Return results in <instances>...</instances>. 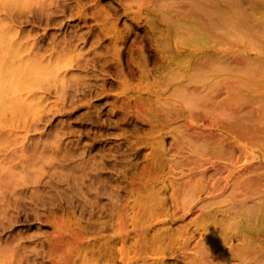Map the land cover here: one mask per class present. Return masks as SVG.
Masks as SVG:
<instances>
[{
  "label": "rangeland",
  "instance_id": "rangeland-1",
  "mask_svg": "<svg viewBox=\"0 0 264 264\" xmlns=\"http://www.w3.org/2000/svg\"><path fill=\"white\" fill-rule=\"evenodd\" d=\"M240 1L237 8L225 7V32L216 30L213 39L210 38V44L215 46L221 43L217 35L225 37L222 47L225 62L221 63L224 69L209 75L216 81L211 89L216 99L191 104L187 97L177 98L181 113L176 119V127L166 130L160 148L163 153L151 149L147 143L138 146L143 151L136 156L131 150L136 147L132 140L151 137L141 131L119 132L120 125L130 121L127 118L135 111L127 108L122 99L138 97V80L128 79L125 86L111 85L115 78L97 68L92 78L87 79L104 93L87 96L71 106L64 107L63 102L59 108L52 106L60 104L61 98L50 95L45 103L52 107L46 112L49 117L34 127H31L32 119L41 114V109L20 114L12 105L0 102V264H66L83 259L85 254L89 257L91 251L101 257L97 264H154V261H160V255L159 248L153 244L161 239L172 241L161 259L168 264H264V253L249 254L250 251L259 252V248L251 250L240 232L242 222H256L254 218L247 219L249 208L256 207L250 196L264 191V124H260L254 133L256 138L251 137L252 140L239 134L251 123L264 119V70L249 73L244 66L254 64L264 69V0ZM78 2L0 0V86L3 91L13 86L14 76L37 77L36 74L46 73L44 81L54 80L52 72L56 68L60 69L59 73L68 72L66 77L56 78L57 86L63 81L74 79L76 82L89 76L87 69L75 66L76 61L79 64L89 62L94 51L109 58L114 46L109 44V51H106L104 45L91 46L90 42L78 41L69 48L71 61L62 57L59 60L63 62L53 64L46 57V43L59 44L71 34H83L95 22V26L102 25L104 33L112 32L113 26L117 30H122L123 25L132 27L130 21L121 20L122 10L114 17L106 4L123 3L132 7V12L143 13L147 12L151 0ZM58 5L59 10L56 9ZM39 6H44L43 13L64 16L63 23L47 25L28 19ZM17 16L23 17L22 22L14 21ZM106 16H113L112 23L104 20ZM109 37H113V33L105 38ZM141 45L137 42L135 50L144 49ZM17 46L28 49L17 54ZM39 46H43L42 51L35 49L32 52ZM118 47L122 49L124 45ZM27 54H43L42 65L52 72L31 69L27 59L19 61ZM134 56L139 59V51ZM111 63L120 61L112 56ZM217 104H221V108ZM183 109L186 114L182 113ZM236 109L241 112H234ZM227 113L233 119L227 117ZM24 115L26 118H22ZM170 134L178 138L174 145H171ZM197 135L218 139L207 145L203 153L192 141L185 140H196ZM173 158L179 162L175 168L170 166ZM94 164L97 165V180L90 188L89 176L94 172L89 167ZM160 164L162 171H158ZM39 174L41 182L34 184V178ZM43 188L51 194L66 193L73 201H82L98 192L95 200L103 211L86 221L85 211L70 208L64 205L65 202L62 207L34 208L30 203L34 204L36 196L44 194ZM190 193L195 196L191 203L193 207L198 202L210 203L205 213L194 207L174 221L168 216L158 221L153 219V209L157 207L154 195L161 194L170 215L178 209L180 195ZM213 198L215 201L211 203ZM32 208L41 213V220L31 217ZM23 209L29 210L30 217L17 215ZM73 218L80 219L81 225ZM85 223H102L103 230L84 235L82 226ZM140 232L148 234L142 237ZM81 237L86 239L77 240ZM86 240H97L91 251L76 246V242ZM182 246L186 247L184 252L179 250Z\"/></svg>",
  "mask_w": 264,
  "mask_h": 264
},
{
  "label": "bare ground",
  "instance_id": "bare-ground-1",
  "mask_svg": "<svg viewBox=\"0 0 264 264\" xmlns=\"http://www.w3.org/2000/svg\"><path fill=\"white\" fill-rule=\"evenodd\" d=\"M75 1V4L79 3L78 0ZM240 3V0H151L150 6L146 8L147 12L143 13L132 12V7H128L123 3L116 6L113 4H106L109 11H112L114 17L119 16L122 10L123 15L121 16V20L124 19L125 22L127 20L130 21L132 27L123 25L122 30H117L116 27L113 26L114 29L112 32L108 31L104 33L103 31L105 30L102 29V25L95 26V22V25H91L90 27H88V31L83 34H71L67 39L59 42V44L55 42L46 43V45L44 46V51L48 52V55L46 57L49 62L58 64L60 62H63L59 60L62 57H67L69 61L73 59L69 56V48L78 41L86 43L90 42L89 44L91 46L99 44L101 46L104 45L102 47L106 51H109L108 45L110 44L114 47H112L113 53H111V56L109 58L108 56L101 57L99 53H96L94 51L93 55L89 59V62L79 64L76 61L75 64V66L78 68L87 69L86 74H89V76L84 77L82 80L76 82H74V79L69 80L68 82L63 81L60 86H57L55 83L57 81L56 78H58L59 76L66 77L68 74L67 70H64L65 72L63 73H59V68H56L55 72H52L48 70V67H43V54H27L25 56H22L19 61L23 62L24 59H27L31 63V69L42 70L43 72H52V75L55 79L51 81H44L43 76H46V73H43V75L36 74L37 77L14 76L12 79L13 86L8 88L7 91H3L4 88L0 86V102L7 106L12 105L16 108L17 112H20V114L23 113L22 111L28 113L32 110L41 109V114H39L37 118L32 119L33 122L31 123V127H34L37 125V122L49 117L46 112L50 111L52 107L57 106L59 108L60 105L63 106V102H65L64 107L65 105L71 106L74 105V103L78 100L80 101L87 96L93 94L97 96L99 93H104L103 89H99L98 87L93 85V83H90V80L87 79L92 78V75L95 71H97V68L99 69L98 71L109 72L108 74H111L115 78V80H112V82L110 83L111 85L117 83L116 85L125 86L127 85L128 79L138 80V91L136 93L138 94V97H135L133 100H129L130 96L128 98L122 99V101H124V105H126L127 108H134L135 111L132 112V116L127 118V120L130 121L122 123L120 125L121 130H119V132L125 133L127 130L133 132L141 131L145 132L146 135H149V137H151H136L132 140L134 141L132 145L136 147L131 148V150L136 156L141 154L143 151L142 149L138 148V146L147 143L150 144L151 149H157L158 153H163V150H161L160 148L163 147V141L165 140V136L167 135L166 130H169L170 127H176V119L181 113L180 106H177V98L183 97L182 99H184V97H187L189 98V102H191V104L201 101L204 102L206 100L210 101V99L214 98L215 95L213 94V92H211V89L216 81L211 80L209 75L218 71H222L224 69L221 63L225 62V50L222 48L223 44L225 43V37L217 35V38L221 43L215 46H212L210 44V38L214 36L216 30L225 32V7H231L232 9H234L237 8L238 4ZM59 6L60 5L56 6L57 10H59ZM43 10L44 6L37 7L36 10L32 13V16L28 19L36 22H44L47 25H61L63 23L64 16H54L46 14L43 13ZM113 16H106L104 17V20L112 23L111 18ZM22 19V16H17L15 17L14 21L16 23H20L22 22ZM110 33H113V37H109L108 39H106L105 37ZM137 42L142 43L141 47L144 48H140L138 50L140 53L139 59H136V57L138 56H134V54L138 52L137 50H135ZM105 43L107 45H105ZM119 44L124 45V48L120 49L118 47ZM15 48V53L17 54H22L28 49L26 47L20 46H17ZM35 49H37V51H42L43 46H39L38 48L34 47L32 49V52L35 51ZM169 51H171L173 54L171 55ZM144 52H146V54H144ZM112 56L116 57L117 60L120 61V63H111ZM244 66L245 68H248V70L250 71L249 73H258L261 70H264L261 68H257L254 64ZM102 76L106 77L105 75ZM50 95H54L56 99L61 98L60 104L54 103L53 106L49 108V104L45 103ZM209 101L208 104L209 106H211ZM222 103L225 105V102ZM192 106L190 105L189 107L191 108ZM217 106L221 108V104L220 106L219 104H217ZM190 108L188 110L192 109ZM207 109L209 110V108ZM209 111L211 112L212 110L210 109ZM238 111L241 112V110L239 109H236V111L234 112ZM210 112L209 114L211 115ZM182 113L186 114V110L183 109ZM118 114L121 115V112H118ZM212 116L213 114L211 115V117ZM226 116L228 117L229 114L227 113ZM189 117L190 116L188 114V119ZM221 117H223V115ZM22 118H26V115H24ZM225 118L223 120L220 119V121L222 120L223 128L225 127ZM251 118L253 117L251 116ZM260 124H264V119L251 123V126H249V128H247L246 130H240L239 134L241 136H249L250 139L251 137L256 138V136H254V133L257 131L258 127H261ZM218 125H220V123H218ZM101 130L102 129H100V131ZM170 135L171 145H174L177 142L178 138L174 134ZM215 139H218V137L213 138L209 135H197L196 140H192L189 138L185 140L192 141L193 144H195V148L202 150V152L204 153L206 146L215 143ZM234 157H236V155H234ZM72 158L73 156L70 159ZM102 161L105 162L104 160ZM171 162L173 164H171ZM178 163V160L173 158L170 161V166L173 165L175 168ZM92 166L96 167L92 168ZM92 166L89 167V169L94 172L89 176V179L91 180V182H89L90 188H93V186L95 185L94 181L97 180V176L95 174L97 165L94 164ZM160 170L161 164L158 166V171ZM34 179V184L36 182L40 183V174L36 175ZM73 180L77 181L78 178H74ZM42 190L44 194L36 196L37 199L34 204L30 203V205H32L34 208L41 206H46L47 208L48 205L53 207H62L63 203L65 202L66 204L64 205H68L70 208L76 207L77 209L81 208L82 212L85 211L86 213L83 215V217L86 218V221L89 218L99 216L103 211L102 208H99L95 200L97 199L98 192H95L90 197L87 196L86 198H83L82 201H73L72 197L68 196L66 193L58 191L55 194H51L50 190H46L45 188H43ZM213 190L216 189L213 188ZM250 195H252V193ZM194 197L195 196L191 193L187 195H180L177 202L178 209L169 215L165 209V202L161 194H156V196L154 195L153 200L155 201L154 203H156L157 207L155 209L154 206L153 210L155 213L152 214L153 219H156V221H158L162 220L165 216H168L174 221L175 219L184 217V215L190 212L194 207H198L199 209H201L200 211H202V213H205L207 208L210 207V205H208L210 203L198 202L193 207L191 203L192 200L195 199ZM250 198H253L251 199V201L255 200L256 207L249 208V215L247 216V219L254 218L256 222L253 224H250V222H242L240 224V232L243 236V240L247 242V246L250 247L251 250L259 248V252H251L249 250L250 252L248 253L254 256L256 254L264 253V239H261L262 237H264V191L259 192V194L256 193V195H252V197L250 196ZM214 201L215 198L210 199L211 203ZM84 207L85 209L83 210ZM28 211L29 210L27 209H23V211L18 212L17 215L22 216L23 218H28L30 217ZM31 211L33 212L31 213V217H33L35 220L42 219V216H40L41 213L37 212L33 208L31 209ZM48 217L49 216H46L45 218L48 219ZM149 217H151V215H149L148 218ZM53 219L55 218L53 217ZM73 220L74 222L81 225L80 219L73 218ZM102 230V223H85L84 226H82V233L84 235H87L88 233L97 234ZM147 234L148 232L139 233V235L142 237L147 236ZM82 239H86V237H81L77 240L81 241ZM96 241L97 240H86V242L84 243L76 242V246H82L84 249H90L91 251L94 248V243H96ZM171 244L172 241L168 240L166 242L163 239H161L159 242H154L153 245L159 248L157 250H159L160 255V258H158L160 259V261H154V264H168L161 259L166 254L165 250L168 249ZM185 248V246H182L179 248V250L184 252L183 249ZM96 255L91 251L89 257H86L85 254L83 256V259H75L74 261H70L71 263L66 262V264H97L101 261V257L97 255L98 259H96ZM171 255L175 256V253L172 252ZM126 264L129 263L127 262Z\"/></svg>",
  "mask_w": 264,
  "mask_h": 264
}]
</instances>
